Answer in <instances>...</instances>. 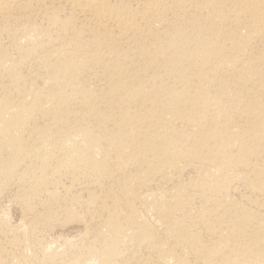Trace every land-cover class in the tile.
<instances>
[{
	"label": "bare ground",
	"instance_id": "bare-ground-1",
	"mask_svg": "<svg viewBox=\"0 0 264 264\" xmlns=\"http://www.w3.org/2000/svg\"><path fill=\"white\" fill-rule=\"evenodd\" d=\"M0 264H264V0H0Z\"/></svg>",
	"mask_w": 264,
	"mask_h": 264
}]
</instances>
